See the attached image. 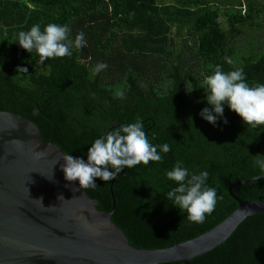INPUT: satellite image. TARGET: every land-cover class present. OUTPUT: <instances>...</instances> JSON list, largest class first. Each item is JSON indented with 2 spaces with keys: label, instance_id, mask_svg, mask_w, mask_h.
Segmentation results:
<instances>
[{
  "label": "trees",
  "instance_id": "1",
  "mask_svg": "<svg viewBox=\"0 0 264 264\" xmlns=\"http://www.w3.org/2000/svg\"><path fill=\"white\" fill-rule=\"evenodd\" d=\"M49 23L67 25L69 40L83 31L86 46L41 63L16 40ZM100 62L108 67L94 75ZM217 65L242 68L249 86L264 84V0H0V109L31 119L43 139L85 161L96 139L138 118L150 143L170 145L161 162L125 167L110 189L99 178L83 189L96 208H112L110 219L135 247L168 246L213 226L236 205L226 190L235 180V195L264 200V172L253 163L264 156V125L245 124L226 102L227 124L199 115L211 108L202 84ZM176 161L189 174L209 173L218 199L203 223L167 199L178 186L166 176ZM190 264H264V212L242 218Z\"/></svg>",
  "mask_w": 264,
  "mask_h": 264
},
{
  "label": "water",
  "instance_id": "2",
  "mask_svg": "<svg viewBox=\"0 0 264 264\" xmlns=\"http://www.w3.org/2000/svg\"><path fill=\"white\" fill-rule=\"evenodd\" d=\"M40 151L46 155L37 157ZM62 153L53 140L43 139L31 119L0 109V264H190L191 257L220 243L242 218L264 212V200L231 191L242 181L235 180L226 190L236 205L213 226L168 246L135 247L110 219L112 208H96L99 201L78 189V180L64 178ZM41 197L44 206L34 200Z\"/></svg>",
  "mask_w": 264,
  "mask_h": 264
},
{
  "label": "clouds",
  "instance_id": "3",
  "mask_svg": "<svg viewBox=\"0 0 264 264\" xmlns=\"http://www.w3.org/2000/svg\"><path fill=\"white\" fill-rule=\"evenodd\" d=\"M69 31L67 25L49 23L42 32L40 25L35 24L28 31H20L16 41L30 53L35 50L43 63L49 58L71 56L73 47L81 49L86 46L83 31L78 32L74 40H69ZM225 60L228 64L233 63L230 57ZM107 67L106 62H100L93 69V74H99ZM18 71L28 72V69L20 67ZM205 86L208 90L206 100L211 108L201 109L199 115L207 122L215 126L218 117L223 118V105L226 102L229 109L238 114L245 124L253 128L264 125V84L249 86L242 68L224 72L222 65H217L214 72L204 79L202 87ZM117 96L123 99L124 93L118 92ZM223 122L227 124L228 121L223 118ZM170 150L167 143H150L142 119L138 118L136 122L120 126L96 139L88 149L86 161L62 153L60 159L64 163L60 167L67 181H79L78 189H94L97 187L96 178L109 181L125 167L131 168L141 163L147 165L150 161L161 162V152L168 153ZM42 155H46V152L36 153L37 157ZM255 157L253 163L264 172V156L256 154ZM208 175L207 171L189 174V170L182 166V161H176L173 168L166 172L167 178L178 185L166 193L167 199L180 210L186 211L192 222L203 223L205 214L210 215L215 210L218 198L215 188L206 185ZM47 178L52 180L53 176ZM42 199L34 200L44 206ZM58 199L64 200L63 195L58 196Z\"/></svg>",
  "mask_w": 264,
  "mask_h": 264
},
{
  "label": "rangeland",
  "instance_id": "4",
  "mask_svg": "<svg viewBox=\"0 0 264 264\" xmlns=\"http://www.w3.org/2000/svg\"><path fill=\"white\" fill-rule=\"evenodd\" d=\"M93 66H91V70H92Z\"/></svg>",
  "mask_w": 264,
  "mask_h": 264
}]
</instances>
